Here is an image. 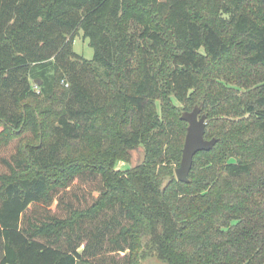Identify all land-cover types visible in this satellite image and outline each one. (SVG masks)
I'll return each instance as SVG.
<instances>
[{"label":"trees","instance_id":"obj_1","mask_svg":"<svg viewBox=\"0 0 264 264\" xmlns=\"http://www.w3.org/2000/svg\"><path fill=\"white\" fill-rule=\"evenodd\" d=\"M194 105L217 140L181 182ZM142 236L264 264V0H0V264H141Z\"/></svg>","mask_w":264,"mask_h":264},{"label":"water","instance_id":"obj_2","mask_svg":"<svg viewBox=\"0 0 264 264\" xmlns=\"http://www.w3.org/2000/svg\"><path fill=\"white\" fill-rule=\"evenodd\" d=\"M180 119L185 121L187 126L181 149V158L174 172L177 180L187 182L193 156L199 151L210 150L217 139L204 138L206 115L201 113V105H194L191 110L182 111ZM136 151L138 158L135 165H140L144 161V153L140 149H136Z\"/></svg>","mask_w":264,"mask_h":264},{"label":"rangeland","instance_id":"obj_3","mask_svg":"<svg viewBox=\"0 0 264 264\" xmlns=\"http://www.w3.org/2000/svg\"><path fill=\"white\" fill-rule=\"evenodd\" d=\"M130 28L137 32L138 29L140 28L139 26L133 27V24H129ZM72 48L73 51L76 52L79 55H82L86 59H91L93 55V48L89 45L88 39L84 38L82 36V32L79 31L77 35L74 37L73 42H72ZM123 157L116 162L115 168L120 169V170H125L127 167L130 165L133 166L135 164L138 155L136 150H129L128 154L127 152L122 155ZM176 168V167H175ZM174 168V170H175ZM173 170V173H174ZM175 176V173L173 174ZM150 240V237L148 236H142L140 239V246H139V251L142 255V262L141 264H162L157 258L154 256H148V241ZM0 256H1V249H0Z\"/></svg>","mask_w":264,"mask_h":264}]
</instances>
